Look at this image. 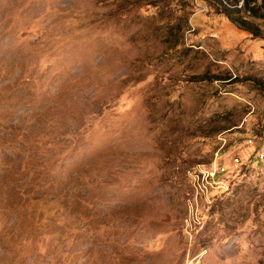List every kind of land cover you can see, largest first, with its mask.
Masks as SVG:
<instances>
[{
	"label": "rangeland",
	"instance_id": "rangeland-1",
	"mask_svg": "<svg viewBox=\"0 0 264 264\" xmlns=\"http://www.w3.org/2000/svg\"><path fill=\"white\" fill-rule=\"evenodd\" d=\"M243 1L0 0V264H264Z\"/></svg>",
	"mask_w": 264,
	"mask_h": 264
},
{
	"label": "trees",
	"instance_id": "trees-1",
	"mask_svg": "<svg viewBox=\"0 0 264 264\" xmlns=\"http://www.w3.org/2000/svg\"><path fill=\"white\" fill-rule=\"evenodd\" d=\"M241 9L248 12L253 17H256V18L264 17V14H263L264 7H262V5H261V8H256L255 6H253V3H251L250 0H244L243 4L241 6ZM233 20H234V22L238 23L242 29L256 34V32H254V29L252 28L253 26H251L250 22H247L246 20H244L242 18L233 19Z\"/></svg>",
	"mask_w": 264,
	"mask_h": 264
},
{
	"label": "built area",
	"instance_id": "built-area-1",
	"mask_svg": "<svg viewBox=\"0 0 264 264\" xmlns=\"http://www.w3.org/2000/svg\"><path fill=\"white\" fill-rule=\"evenodd\" d=\"M258 157H259L261 160H263V159H264V155H263V153H262L261 155H259ZM236 163H237V164H240V160L237 159V158H236ZM219 167H220L219 170H216V171H215L216 173H215L214 178L217 177L218 174H221V173H225V172H226V168H225L224 166H221L220 163H219ZM201 171H203L201 167H198L197 169L194 170V172H201ZM191 174H192V172L190 173V175H191Z\"/></svg>",
	"mask_w": 264,
	"mask_h": 264
}]
</instances>
